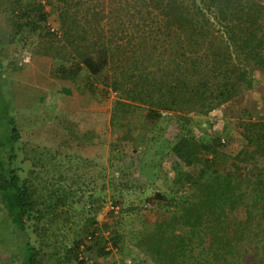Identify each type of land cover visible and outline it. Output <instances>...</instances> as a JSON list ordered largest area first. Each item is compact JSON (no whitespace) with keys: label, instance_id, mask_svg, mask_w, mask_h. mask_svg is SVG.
Segmentation results:
<instances>
[{"label":"trees","instance_id":"1","mask_svg":"<svg viewBox=\"0 0 264 264\" xmlns=\"http://www.w3.org/2000/svg\"><path fill=\"white\" fill-rule=\"evenodd\" d=\"M7 13L17 32L41 37L56 36L49 26L55 13L62 41L56 50L70 60L59 61L58 77L79 87L86 82L98 96V83L110 92L109 69L116 66L117 82L137 89L133 102L113 98L104 129L110 125L131 138L130 126L142 117L152 125L145 148L161 137L175 157L173 188L207 179L195 197L177 205L175 198L154 194L169 207L139 233L144 254L155 264H264V118L244 125L234 150L219 135L192 130L195 114L221 108L254 86L255 71L264 73V0H55L52 10L43 0H10ZM0 72L1 77V58ZM5 95H0V197L24 236L23 263H84L81 254L93 249L90 244L102 237L98 230L107 226H98L95 212L109 182L99 188L96 179H86L89 159L51 145L47 133L41 150L24 152L17 146L16 117L8 110L13 93ZM52 117L48 113L46 120ZM159 124H177L176 132L163 127L166 137L161 136L155 132ZM231 159L249 166L250 174H223L222 165ZM18 160L29 166L22 168ZM110 181V188L129 189L116 178ZM180 205L185 206L178 214ZM115 231L109 233L118 246L122 230ZM106 247L99 248L104 257L112 253Z\"/></svg>","mask_w":264,"mask_h":264},{"label":"rangeland","instance_id":"2","mask_svg":"<svg viewBox=\"0 0 264 264\" xmlns=\"http://www.w3.org/2000/svg\"><path fill=\"white\" fill-rule=\"evenodd\" d=\"M43 2L47 10H52L55 0ZM9 3L10 0L0 1V95L6 96L8 91L13 93L8 110L15 115V126L20 130L17 146L28 153L34 148L41 150L47 133L46 136L52 139L51 145L60 146L63 150L77 151L76 153L81 154V159H89L92 166L83 167L87 172L85 178L96 179L97 187L100 188L103 182H109L111 186L112 178H116L120 185L129 186V189L121 192L108 185L107 190L100 194L96 205V222L100 227L104 223L107 226L100 229L101 232L98 230L102 237L96 243L90 244L93 249H86L81 254L80 258L85 262L73 264H155L138 247L139 233L147 231V227L163 218L168 211L169 204L162 207L154 194L161 192L168 195V198H175L178 200L175 203L177 205L182 198L189 200L188 198L195 197L207 179L203 177L198 182L188 183L180 190L173 188L172 165L175 157L166 152L167 148L160 141L161 137L149 149L145 148V137L152 125L145 123L142 117L137 118L130 126L135 129L131 138H124L119 130L111 129L110 125L104 129V124L109 122L113 98L132 101L134 88L129 89L130 86L122 84L120 80L117 82L120 75L116 66L109 69L110 92L104 91L102 84L98 83V96L86 89V82L79 87L71 79L58 77L55 71L57 66L64 60H70L65 53H58L56 50V46L61 45L62 41L57 36L61 31L55 13H51L49 26L56 36L41 37L30 32L20 33L12 25L11 16L7 13ZM52 54L56 56L53 57ZM74 64L75 62L72 63ZM85 79L81 77L80 80ZM92 80V77L89 78V81ZM66 83L72 86V91L61 89ZM258 90L259 86L245 90L228 108L224 109V105L204 116L195 114L192 130L199 136L219 135L227 150L236 149L241 136L243 137L244 125L249 120L264 118V102L258 100L263 94L260 93L258 98ZM134 93H137V89ZM10 103L14 105L11 106ZM48 113L54 117L46 120ZM171 125L159 124L155 127V132L166 137V131L176 132L174 126L177 124ZM163 127L167 128L166 131ZM142 128L147 130L141 131ZM125 130L126 127L122 132ZM142 132L145 133L141 136ZM172 132L167 136H171ZM18 161L22 168L29 166L28 162ZM221 172L245 176L250 174V169L244 163L231 159L222 165ZM110 201H118L120 215L108 212ZM181 206L177 207L178 214L182 213L185 205ZM118 228L122 230V240L118 246H114L111 234ZM18 231L0 197V264H24L25 241ZM102 245L112 250L109 256L100 255L99 248Z\"/></svg>","mask_w":264,"mask_h":264},{"label":"crops","instance_id":"3","mask_svg":"<svg viewBox=\"0 0 264 264\" xmlns=\"http://www.w3.org/2000/svg\"><path fill=\"white\" fill-rule=\"evenodd\" d=\"M254 84H256V85H254V87L259 86L258 98L260 96V93L263 94V97L261 96V98L258 99L262 103V102H264V73L263 72H260L258 70L254 72ZM69 87H71V91H72V86H70L67 83L64 86H62L61 89H67V88L69 89ZM234 100H231V101L227 102L226 104H224L225 105V106L223 105L224 109L228 108L230 105H232V103H233L232 101H234Z\"/></svg>","mask_w":264,"mask_h":264},{"label":"built area","instance_id":"4","mask_svg":"<svg viewBox=\"0 0 264 264\" xmlns=\"http://www.w3.org/2000/svg\"><path fill=\"white\" fill-rule=\"evenodd\" d=\"M27 58H29V56L26 57L25 59L28 60ZM108 204H109V208L107 207L108 210H110L113 213H118L119 212L120 207H119L118 204H115L113 201L108 202Z\"/></svg>","mask_w":264,"mask_h":264}]
</instances>
